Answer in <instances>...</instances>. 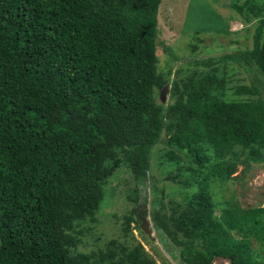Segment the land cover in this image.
<instances>
[{
	"label": "trees",
	"instance_id": "16d2710c",
	"mask_svg": "<svg viewBox=\"0 0 264 264\" xmlns=\"http://www.w3.org/2000/svg\"><path fill=\"white\" fill-rule=\"evenodd\" d=\"M162 1L0 0V264H158L126 237L135 209L122 236L80 249L122 165L136 182L132 202L150 180L153 227L184 264H264V206L218 216L210 193L264 158V0L229 3L253 29L252 46L175 77L159 67ZM232 62L257 76L234 81ZM162 137L165 178L187 161L198 180L184 204H157L151 158Z\"/></svg>",
	"mask_w": 264,
	"mask_h": 264
},
{
	"label": "rangeland",
	"instance_id": "374dc122",
	"mask_svg": "<svg viewBox=\"0 0 264 264\" xmlns=\"http://www.w3.org/2000/svg\"><path fill=\"white\" fill-rule=\"evenodd\" d=\"M232 0H163L159 9V35L158 49L159 67L166 70L173 68L175 71L183 67L185 71L193 70L196 60H205L212 56H223L224 53L233 52L237 47L252 46L253 29L248 30L230 7ZM229 24V27L227 26ZM197 30L202 33L203 41L197 40ZM204 30V31H203ZM193 44L198 47L193 48ZM224 63L223 61H221ZM231 66L240 72L233 78L251 83L257 76L242 67ZM165 94L167 103L170 99V88ZM164 137L155 145L152 152V176L160 179L157 182L159 192L158 206L186 202L189 195L199 190L198 180L192 176L188 169L189 163L183 161L181 166L173 165L170 174L181 173L175 180L167 179ZM184 171V173H183ZM215 178V177H214ZM187 182V184H186ZM136 182L127 166L122 165L111 176L105 186V196L98 213L99 221L94 223L95 229L87 237H83L85 244L80 249L92 250L103 246L111 238L124 234V223L128 214L135 209L137 220L132 221L134 236H126L134 242L141 241L151 253L158 264H184L182 258L176 255L178 250L173 246H164L154 229L152 235L140 230V216H147L151 221L152 198L150 180L140 186L141 201L132 202L129 195L134 194ZM210 193L215 202V213L221 215L224 208L240 205L245 208L264 206V158L250 159L241 163L236 173L225 181L215 180L210 184ZM154 228V227H153ZM99 237L96 239L95 237ZM134 237V238H133ZM125 236L120 237L124 239ZM83 241V242H84ZM213 264H230L223 258L217 257Z\"/></svg>",
	"mask_w": 264,
	"mask_h": 264
},
{
	"label": "water",
	"instance_id": "95a60500",
	"mask_svg": "<svg viewBox=\"0 0 264 264\" xmlns=\"http://www.w3.org/2000/svg\"><path fill=\"white\" fill-rule=\"evenodd\" d=\"M168 89H169V84H167V85L165 86V88H164L162 91L167 92ZM163 93H164V92H162V96H161V98H162L163 102H165L166 97H165V94H163ZM142 220H143V221H142V224H141L142 229H143L147 234L152 235V233H153V231H154V228H153L152 225H151V221L149 220V218H148L147 216H144V217L142 218Z\"/></svg>",
	"mask_w": 264,
	"mask_h": 264
},
{
	"label": "flooded vegetation",
	"instance_id": "af4514ba",
	"mask_svg": "<svg viewBox=\"0 0 264 264\" xmlns=\"http://www.w3.org/2000/svg\"><path fill=\"white\" fill-rule=\"evenodd\" d=\"M140 218L142 219V218H143V216H140Z\"/></svg>",
	"mask_w": 264,
	"mask_h": 264
},
{
	"label": "clouds",
	"instance_id": "9594fccd",
	"mask_svg": "<svg viewBox=\"0 0 264 264\" xmlns=\"http://www.w3.org/2000/svg\"><path fill=\"white\" fill-rule=\"evenodd\" d=\"M144 217V216H143Z\"/></svg>",
	"mask_w": 264,
	"mask_h": 264
}]
</instances>
